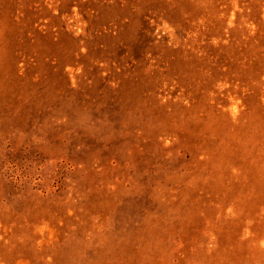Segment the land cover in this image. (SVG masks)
Segmentation results:
<instances>
[{"label":"rangeland","instance_id":"374dc122","mask_svg":"<svg viewBox=\"0 0 264 264\" xmlns=\"http://www.w3.org/2000/svg\"><path fill=\"white\" fill-rule=\"evenodd\" d=\"M0 264H264V0H0Z\"/></svg>","mask_w":264,"mask_h":264}]
</instances>
